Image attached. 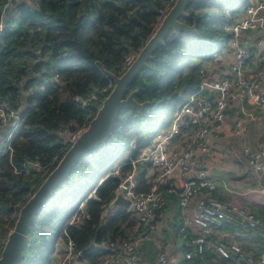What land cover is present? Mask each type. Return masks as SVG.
I'll list each match as a JSON object with an SVG mask.
<instances>
[{
	"label": "trees",
	"instance_id": "obj_1",
	"mask_svg": "<svg viewBox=\"0 0 264 264\" xmlns=\"http://www.w3.org/2000/svg\"><path fill=\"white\" fill-rule=\"evenodd\" d=\"M169 1L0 0V105L19 111L20 117L11 156H0V251L19 208L49 173L13 169L24 161L45 164L55 156L60 159L66 149L58 133L87 125L111 89L105 72H123L125 58L136 54L153 33ZM236 9L237 4L226 9L223 0L186 5L187 16L180 20L194 24L195 33H169L147 67L133 77L127 93L137 89L135 100L147 105L140 114L121 109L109 140L78 158L68 178L37 212L19 264H45L66 222L80 214V205L85 216L65 232L74 250L81 252V263L98 264L112 253L105 241L131 239L142 231L124 209L105 214L120 181L110 174L111 168L131 144V159H136L156 130L166 127L199 88L200 65L230 40L224 24ZM109 83L98 101H88L85 107L74 101L76 96L88 99ZM148 186L141 174L136 191ZM203 258L207 262L205 252ZM190 262L200 264L197 259Z\"/></svg>",
	"mask_w": 264,
	"mask_h": 264
},
{
	"label": "built area",
	"instance_id": "obj_2",
	"mask_svg": "<svg viewBox=\"0 0 264 264\" xmlns=\"http://www.w3.org/2000/svg\"><path fill=\"white\" fill-rule=\"evenodd\" d=\"M172 3L173 0H170L161 11V19ZM262 10H264V0H256L245 6L243 19L235 22L228 14L229 19L224 24V29L231 33L228 42L231 45L229 53L233 57L229 65V76L213 82H200L199 88L174 112L167 128L156 130L150 143L136 159L123 160L111 168L110 174L120 178L117 191H121L122 196L129 201V207L124 210L130 212L143 229L131 239L105 241L104 245L112 253L103 257L98 264H143L138 250L140 242L145 238L144 229L155 221L168 197L175 198L181 211H185L195 199L191 221L186 219L181 229L185 260L197 259L200 264H208L203 258V253L212 246L224 257L228 252L240 253V249L235 245L227 246L219 241L210 243L208 238L210 227L219 219H223L231 226L246 227L264 239V220L245 208L211 197V193L216 189V183L204 175L201 162L204 155L212 154L209 137L219 130L229 101L235 94L242 95L250 105L264 115V67L246 75L244 67L250 53L248 49L238 44L242 31L259 30L264 34L263 18L259 14ZM2 28L3 23L0 18V32ZM258 44L262 45L263 42L259 41ZM135 56L130 54L125 58L123 72ZM215 58L217 55L213 57ZM199 73L203 74L201 68ZM109 87L110 83L106 87L95 89L88 99L83 100L76 96L74 101L85 107L88 101H98ZM19 123V111L6 104L0 105V130H2L0 156L4 154L11 156V139ZM85 127L75 128L72 131L64 129L58 133L64 149L74 142ZM242 153L248 167L255 172L264 171V143L256 149L243 147ZM58 160L55 156L45 164L35 160L24 161L18 169L13 170L14 173L28 174L35 169L44 175L56 165ZM124 166H129V169L122 171ZM141 174L148 179L149 186L146 191L137 192L138 178ZM81 206L78 207V211ZM115 209L118 208H109L108 205L105 214L112 215ZM84 216L75 213L66 222L62 230L65 251L63 256L56 257L52 264H84L79 261L81 252L74 250L73 241L65 232L66 226L78 224ZM189 222L200 229L199 235L189 236L185 232ZM157 262L166 264L167 260L163 252L157 254ZM255 264H264V250Z\"/></svg>",
	"mask_w": 264,
	"mask_h": 264
},
{
	"label": "crops",
	"instance_id": "obj_3",
	"mask_svg": "<svg viewBox=\"0 0 264 264\" xmlns=\"http://www.w3.org/2000/svg\"><path fill=\"white\" fill-rule=\"evenodd\" d=\"M247 1L251 3L256 0ZM244 8L230 13L232 21L236 22L245 17ZM259 14L264 24V10ZM259 41L263 44L259 45ZM238 44L250 53L244 67L246 75L264 67V34L261 31H242ZM230 48L228 42L216 54L217 58L201 63L203 74L200 82H213L229 76V65L233 59L229 53ZM205 91L208 92L207 89ZM209 143L212 154L204 155L201 162L204 175L216 183L211 197L245 208L264 220V171L255 172L248 167L242 153L243 147L256 149L264 143V115L242 95L235 94L229 101L219 130L210 135ZM194 204L195 199L185 211H181L175 198H167L155 221L144 229L145 238L140 242L138 250L143 264H158L159 252L165 254L166 264H192L190 261L193 259L187 261L183 256L185 249L182 246L181 229L186 219L191 221ZM81 214L85 215L84 205L78 215ZM185 232L189 236H196L200 234V229L189 222ZM208 238L211 244L212 241H219L240 249L239 254L228 252L224 257L219 255L213 246L209 247L205 250L209 264H255L264 250V239L261 236L246 227L231 226L223 219L211 225Z\"/></svg>",
	"mask_w": 264,
	"mask_h": 264
},
{
	"label": "water",
	"instance_id": "obj_4",
	"mask_svg": "<svg viewBox=\"0 0 264 264\" xmlns=\"http://www.w3.org/2000/svg\"><path fill=\"white\" fill-rule=\"evenodd\" d=\"M207 0H174L162 17L153 33L146 39L131 64L120 75L106 71L112 81L110 91L101 99L95 108L94 116L78 134L74 142L65 150L56 165L41 180L40 184L19 208L11 230L6 235L0 251V264H19L26 246L31 225L39 209L47 202L55 190L68 178L79 157L95 151L111 137L114 123L121 109H133L141 113L147 102L135 100L137 89L127 93L133 77L153 58L159 45L169 33H195L194 24L189 25L180 19L186 17L185 7L188 3L203 4ZM129 201L117 191L109 203V208L127 209Z\"/></svg>",
	"mask_w": 264,
	"mask_h": 264
},
{
	"label": "rangeland",
	"instance_id": "obj_5",
	"mask_svg": "<svg viewBox=\"0 0 264 264\" xmlns=\"http://www.w3.org/2000/svg\"><path fill=\"white\" fill-rule=\"evenodd\" d=\"M224 4H225V8L226 9H229L232 5H235L237 4V10L238 11H241L245 5L248 3L247 0H223ZM240 14V12H239ZM161 20V19H160ZM160 22V21H159ZM158 25V24H157ZM157 27V26H156ZM228 43V42H227ZM227 43H224L222 45V48L223 46H225ZM137 54V53H136ZM135 54V55H136ZM168 126V125H167ZM164 127L162 129H165L167 128ZM132 144H131V147H129L126 152H124V154L119 158V162L123 161V160H129L131 159V149H132ZM138 156V155H137ZM136 156V158H137ZM142 166H144V164H142ZM162 210V209H161ZM135 230V228H134ZM141 232V231H140ZM131 233V232H130ZM130 236V235H129ZM64 251H65V241L63 239V236L59 235L57 238H56V241H55V244H54V248H53V252L52 254L50 255L49 259L47 260V262L45 264H52V262L56 259V257H58L59 255L62 257L63 254H64Z\"/></svg>",
	"mask_w": 264,
	"mask_h": 264
}]
</instances>
